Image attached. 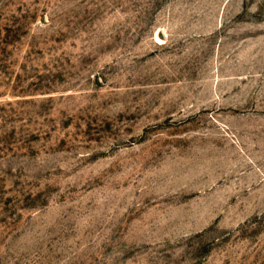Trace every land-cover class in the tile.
Returning <instances> with one entry per match:
<instances>
[{"label": "rangeland", "instance_id": "obj_1", "mask_svg": "<svg viewBox=\"0 0 264 264\" xmlns=\"http://www.w3.org/2000/svg\"><path fill=\"white\" fill-rule=\"evenodd\" d=\"M0 264H264V0H0Z\"/></svg>", "mask_w": 264, "mask_h": 264}]
</instances>
